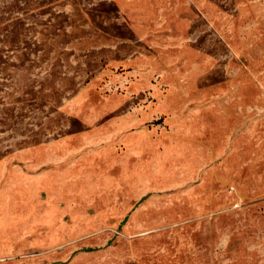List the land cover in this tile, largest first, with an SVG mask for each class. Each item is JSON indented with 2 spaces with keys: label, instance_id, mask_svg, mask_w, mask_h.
Returning a JSON list of instances; mask_svg holds the SVG:
<instances>
[{
  "label": "rangeland",
  "instance_id": "1",
  "mask_svg": "<svg viewBox=\"0 0 264 264\" xmlns=\"http://www.w3.org/2000/svg\"><path fill=\"white\" fill-rule=\"evenodd\" d=\"M0 264H264V0H0Z\"/></svg>",
  "mask_w": 264,
  "mask_h": 264
}]
</instances>
